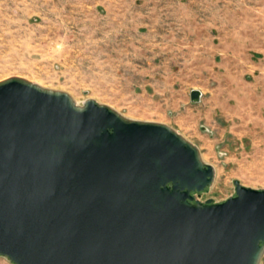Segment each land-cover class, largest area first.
Returning a JSON list of instances; mask_svg holds the SVG:
<instances>
[{
    "label": "water",
    "instance_id": "1",
    "mask_svg": "<svg viewBox=\"0 0 264 264\" xmlns=\"http://www.w3.org/2000/svg\"><path fill=\"white\" fill-rule=\"evenodd\" d=\"M215 174L168 124L0 81V255L15 264H260L264 189L196 199Z\"/></svg>",
    "mask_w": 264,
    "mask_h": 264
},
{
    "label": "rangeland",
    "instance_id": "2",
    "mask_svg": "<svg viewBox=\"0 0 264 264\" xmlns=\"http://www.w3.org/2000/svg\"><path fill=\"white\" fill-rule=\"evenodd\" d=\"M15 76L176 129L215 166L196 199L264 189V0H0Z\"/></svg>",
    "mask_w": 264,
    "mask_h": 264
}]
</instances>
